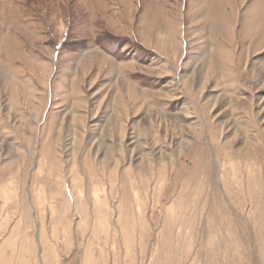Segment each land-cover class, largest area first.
<instances>
[{
    "label": "rangeland",
    "instance_id": "obj_1",
    "mask_svg": "<svg viewBox=\"0 0 264 264\" xmlns=\"http://www.w3.org/2000/svg\"><path fill=\"white\" fill-rule=\"evenodd\" d=\"M0 264H264V0H0Z\"/></svg>",
    "mask_w": 264,
    "mask_h": 264
}]
</instances>
